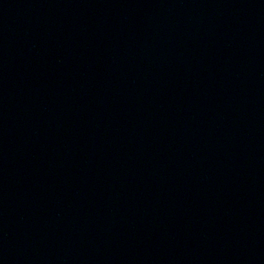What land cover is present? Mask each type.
I'll list each match as a JSON object with an SVG mask.
<instances>
[{"label": "water", "instance_id": "1", "mask_svg": "<svg viewBox=\"0 0 264 264\" xmlns=\"http://www.w3.org/2000/svg\"><path fill=\"white\" fill-rule=\"evenodd\" d=\"M0 264H264V0H0Z\"/></svg>", "mask_w": 264, "mask_h": 264}]
</instances>
